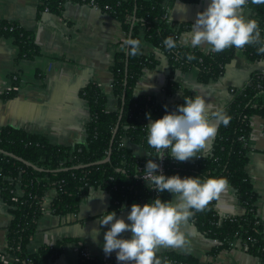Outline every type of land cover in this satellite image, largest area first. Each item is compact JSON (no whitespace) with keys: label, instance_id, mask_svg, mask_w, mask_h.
<instances>
[{"label":"trees","instance_id":"1","mask_svg":"<svg viewBox=\"0 0 264 264\" xmlns=\"http://www.w3.org/2000/svg\"><path fill=\"white\" fill-rule=\"evenodd\" d=\"M66 1H93L100 11H106L119 20L125 37L130 33L131 37L156 47L166 57L171 70L163 89L166 96L179 90V86L172 80L174 71L194 70L197 81L207 84L224 73L226 64L237 52L250 61L264 58V53H259L258 45L255 44L245 45L240 50L235 46L220 52L210 49L206 53L197 47L181 44L179 36L186 25H177L167 19V6L176 0H39V8L47 7L48 12H57ZM243 8L254 13L253 17L259 21L261 36L264 37V5H253L249 0V4ZM169 35L178 41L175 49H168L163 43L164 38ZM0 37L10 38L18 48L16 59L29 60L40 53L30 31L18 23L0 19ZM188 52H192L195 59L188 60ZM157 62L156 56L142 52V46L134 56L128 53L126 56V48L119 47L109 69L113 75L111 91L118 98V109L115 111L106 108L107 96L95 83L89 82L80 89L79 96L86 100L89 111L85 127L86 136L82 143L72 146L53 145L44 135L9 126L0 127V196L9 207L11 215L5 252L0 253V264H47L59 256L66 242L77 243L75 239L65 238L53 246L43 245L34 252L28 251V244L37 229L36 223L44 211L42 198L50 189H54L56 194L50 202L49 212L57 216L77 212L80 197L91 187L102 188L110 197V208L117 211L120 210L119 204L124 201L125 205L130 206L133 202L147 201L157 195L165 199L170 197L167 191L153 194L149 187L140 182L147 159L157 160L155 149L147 143L146 124L149 119L146 113L150 112L153 119L160 117L166 111L174 110L176 105L184 103L183 96L192 94L188 89L181 88L182 99L174 103L152 96L134 95L135 82L143 69H153ZM14 93L13 89H9L1 96L10 97ZM231 93L232 100L224 108L231 119L227 125L218 124L208 153L185 161L164 156L162 168L169 175L178 172L181 176L200 174L227 177L229 185L235 190L242 212L220 218L215 210L214 198L204 210L196 211L188 220L200 233L216 240L217 245L212 253L230 249L231 241L240 239L245 245L244 250L257 256L260 263L264 264V233L262 220L256 211L257 194L252 189L245 169L249 150L247 142L250 117L260 116L264 119V72H253L242 88L232 89ZM164 105L168 107L165 108ZM120 108V122L110 146L109 160L94 164L107 156ZM124 138L130 143L142 146L145 154L135 156L129 148L123 146ZM7 152L38 169L25 165ZM82 165L85 166L74 168ZM18 185L20 194L15 192ZM78 248L79 264H121L113 253L108 256L109 260L103 263L99 258L88 255L85 248L80 245ZM4 254H10L12 261L4 263ZM157 254L169 259L171 264H203L190 254L183 255L174 251Z\"/></svg>","mask_w":264,"mask_h":264},{"label":"crops","instance_id":"2","mask_svg":"<svg viewBox=\"0 0 264 264\" xmlns=\"http://www.w3.org/2000/svg\"><path fill=\"white\" fill-rule=\"evenodd\" d=\"M208 2L176 0L168 4L167 19L177 25H186L179 36L181 44L191 47V23L195 21L197 12L207 7ZM241 14L254 16L252 11L244 8ZM0 19L18 23L30 31L33 42L40 50L33 59H16L18 48L10 38L0 37V127L9 126L44 135L53 145L82 143L89 119L87 102L79 96L83 86L89 82L95 83L107 96L106 108L109 111L118 109V98L111 91L113 75L109 69L115 52L126 38L121 23L106 11L73 1L64 2L57 12H45L39 8V0H0ZM196 47L205 53L211 49L207 44ZM142 52L153 54L158 62L153 69H143L135 82L133 94L152 96L170 103L181 101V88H185L190 94L201 95L207 102L224 109L232 100V89L242 88L253 72H264V58L250 61L237 52L226 64L224 73L207 84L197 81L194 70L174 71L172 80L179 90L166 96L163 89L171 73L166 57L145 41H142ZM9 89L14 90L13 96H1ZM250 118L245 169L252 189L257 194L256 211L262 220L264 233V119L260 116ZM213 139L214 136L210 137L201 150L203 155L210 150ZM122 144L135 156L145 154L142 146L130 143L127 138L123 139ZM91 188L80 197L77 212L58 216L49 212L55 190L50 189L45 193L42 198L44 211L28 244L29 252L69 238L77 240V243L66 242L59 256L47 264H79V245L85 248L88 255L101 261L109 256L103 252L101 245L103 232L110 225H100L98 218L111 210L110 197L102 190L103 200L99 197L88 199ZM15 192L21 193L19 185ZM128 210L117 211V215L126 218ZM215 210L220 218L242 212L235 190L230 185L215 198ZM10 217L9 207L0 196V253L5 252ZM93 228L100 229L98 240L92 237ZM181 231L186 237L183 246H162L158 253L174 251L190 254L203 264H261L257 256L244 250L240 239H236L230 249L212 253L217 245L216 240L200 233L191 221H185ZM122 234L127 236L130 232ZM12 259L10 254L2 256L4 263Z\"/></svg>","mask_w":264,"mask_h":264},{"label":"clouds","instance_id":"3","mask_svg":"<svg viewBox=\"0 0 264 264\" xmlns=\"http://www.w3.org/2000/svg\"><path fill=\"white\" fill-rule=\"evenodd\" d=\"M250 2L264 5V0ZM248 4L249 0H209L207 7L198 11L191 23L190 45L207 44L212 51L220 52L233 46L240 50L245 45L255 44L258 45L257 51L264 53L259 21L241 14L242 8ZM163 43L168 49H175L178 41L169 35ZM141 46L142 41L131 36L121 44V48H126L133 56L139 53ZM186 56L188 60L195 59L192 52ZM183 99L184 103L155 119L150 112L146 113L149 119L147 143L159 157L171 156L177 161H185L203 156L201 150L216 134L218 123L227 125L231 119L224 109L207 102L201 95L183 96ZM143 170L141 176L147 186L157 193L167 191L170 197L165 199L157 195L143 204L133 202L130 206H121V210L129 209L126 218L118 216L116 209L105 211L98 218L100 225H110L103 232L102 250L106 255L115 250L116 259L121 264H171L169 259L157 254L160 248L183 246L186 237L181 225L217 198L229 186V180L214 175L181 176L178 172L169 175L153 158L147 159ZM91 189L88 199H104L102 188ZM126 231L130 235L122 234ZM99 232L100 229L93 228L94 240H98Z\"/></svg>","mask_w":264,"mask_h":264},{"label":"water","instance_id":"4","mask_svg":"<svg viewBox=\"0 0 264 264\" xmlns=\"http://www.w3.org/2000/svg\"><path fill=\"white\" fill-rule=\"evenodd\" d=\"M132 20L134 21V17L132 18ZM132 25H133V23H132ZM132 25H131V28H132ZM131 28H130V29H131ZM128 36H130V33H129ZM127 53H128V52L126 51V56H127ZM125 69H126V64H125ZM122 96H123V97H122V102H123V100H124V93H123ZM121 111H122V108H120V110H119V114H118V118H117V123H116L115 129H114V131H113V134H112V136H111L110 143H109V147H110L111 144H112V141H113V138H114L115 132H116V130H117V128H118V125H119V122H120L119 119H120ZM110 152H111V147H110L109 150H108V153H107L106 158H105L104 160H102V161L95 162L94 164H101V163H105V162H107V160H109V157H110ZM7 154L10 155L11 157H13V158H15V159H17V160L23 162V163H24L25 165H27V166L34 167L35 169H38L36 166L31 165L30 163L24 161L23 159H21V158L15 156V155L12 154V153L7 152ZM83 166H85V165H82V166H75L74 168L79 169V168H82Z\"/></svg>","mask_w":264,"mask_h":264},{"label":"built area","instance_id":"5","mask_svg":"<svg viewBox=\"0 0 264 264\" xmlns=\"http://www.w3.org/2000/svg\"><path fill=\"white\" fill-rule=\"evenodd\" d=\"M86 4H88V5H90V6H92V7H94V8H96V9H98V7L96 6V5H94L93 4V1H91V2H89V3H86ZM43 10L45 11V12H48V8L47 7H44L43 8ZM157 156V155H156ZM157 160L159 161V163H160V166H161V169L163 170V160H164V157H159V156H157ZM141 175H143V174H141ZM140 182L142 183V184H144L145 186H147V182L142 178V176H140ZM148 187V186H147ZM150 189V191H152L153 192V194H155L156 193V190L155 189H152V188H149ZM144 202H146V201H144V200H142V201H140V203L141 204H143ZM117 203V202H116ZM118 204V203H117ZM121 206H125V201L124 202H122L121 204H119V209L120 210H118V211H121ZM124 209H126V208H124ZM123 209V210H124ZM236 240H232L231 241V245L233 244V242H235ZM240 245H242V247L245 249V245H243V243L240 241ZM233 246V245H232ZM86 253H87V251H86ZM88 254V253H87ZM109 260V257L107 256V258L105 259V260H102V262L103 263H106L107 261Z\"/></svg>","mask_w":264,"mask_h":264}]
</instances>
